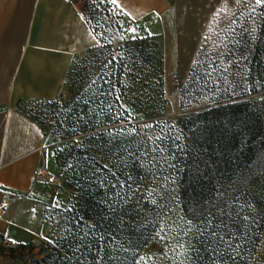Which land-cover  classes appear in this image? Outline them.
I'll return each mask as SVG.
<instances>
[{
	"label": "trees",
	"instance_id": "obj_1",
	"mask_svg": "<svg viewBox=\"0 0 264 264\" xmlns=\"http://www.w3.org/2000/svg\"><path fill=\"white\" fill-rule=\"evenodd\" d=\"M261 16L250 58L253 87L264 85V10ZM73 69L65 87H74V95L65 98L63 93L61 102V96L50 102H60L65 109L59 125L62 139L84 135L79 144L71 142L56 153L68 185L77 192L78 205L63 213L56 248L49 247L42 261L135 264L172 206L178 204L189 215L211 204L221 192L233 191L236 216L229 237L241 242L244 258L203 257L194 251L190 264H252L264 233V212L248 195L257 179L247 188L234 186L264 151V120L258 104L245 94L218 97L211 106L178 118L177 132L161 125L160 135L154 137L149 129L130 123L132 113L142 112L143 107L125 103L129 89L125 62L84 84L71 83ZM20 109L41 124L22 105ZM36 248L35 243L20 244L3 248L1 255L24 258Z\"/></svg>",
	"mask_w": 264,
	"mask_h": 264
},
{
	"label": "rangeland",
	"instance_id": "obj_2",
	"mask_svg": "<svg viewBox=\"0 0 264 264\" xmlns=\"http://www.w3.org/2000/svg\"><path fill=\"white\" fill-rule=\"evenodd\" d=\"M74 1L95 31L98 46L76 56L71 83L93 81L105 70L109 72L112 66L118 68L125 62L129 87L125 103L143 107L142 112L132 113L133 125L149 129L154 137L160 135L161 125L177 132L178 118L211 106L218 97L243 94L258 104L264 120V85L253 87L249 82L250 58L264 4H257L256 0H220L204 37L195 39L198 48L184 58L177 7L171 6L164 19L154 15L140 21L110 0ZM73 91L75 88L68 84L64 97H72ZM58 100L61 102L62 96ZM60 102L33 101L22 105L44 126L51 139L41 168L43 175L38 176L43 187L37 204L42 224L37 223L36 235L26 232L23 241L35 243L37 248L26 252L24 258L9 259V264H45L42 259L49 247L56 248L60 237L63 213L73 204L78 205L77 192L68 185L56 153L71 142L79 144L84 135L62 139L59 125L65 109ZM254 179L257 182L248 195L258 203L257 209L264 212V151L234 189L247 188ZM235 199L233 191L221 192L211 204L189 215H184L178 204L172 206L135 264H190L194 251L203 257L233 255L243 259L241 242L229 237L231 219L236 216ZM11 246L0 238V254L3 248ZM252 264H264V233Z\"/></svg>",
	"mask_w": 264,
	"mask_h": 264
},
{
	"label": "crops",
	"instance_id": "obj_3",
	"mask_svg": "<svg viewBox=\"0 0 264 264\" xmlns=\"http://www.w3.org/2000/svg\"><path fill=\"white\" fill-rule=\"evenodd\" d=\"M219 1L117 0V5L140 21L164 19L177 7L185 58L198 48L195 39L204 37ZM97 46L74 0H0V238L13 246L24 244L26 232L36 235L42 224L37 173L51 139L20 105L58 99L76 56ZM9 259L0 254V264Z\"/></svg>",
	"mask_w": 264,
	"mask_h": 264
},
{
	"label": "snow or ice",
	"instance_id": "obj_4",
	"mask_svg": "<svg viewBox=\"0 0 264 264\" xmlns=\"http://www.w3.org/2000/svg\"><path fill=\"white\" fill-rule=\"evenodd\" d=\"M110 2L112 4H117V0H110ZM256 3L257 4H264V0H256ZM117 6H119V5H117Z\"/></svg>",
	"mask_w": 264,
	"mask_h": 264
},
{
	"label": "built area",
	"instance_id": "obj_5",
	"mask_svg": "<svg viewBox=\"0 0 264 264\" xmlns=\"http://www.w3.org/2000/svg\"><path fill=\"white\" fill-rule=\"evenodd\" d=\"M38 176H41L43 175V170H39L38 173H37Z\"/></svg>",
	"mask_w": 264,
	"mask_h": 264
},
{
	"label": "water",
	"instance_id": "obj_6",
	"mask_svg": "<svg viewBox=\"0 0 264 264\" xmlns=\"http://www.w3.org/2000/svg\"><path fill=\"white\" fill-rule=\"evenodd\" d=\"M258 87L260 88V87H261V85L259 84V85H258Z\"/></svg>",
	"mask_w": 264,
	"mask_h": 264
}]
</instances>
